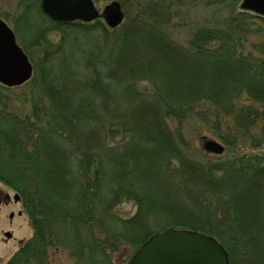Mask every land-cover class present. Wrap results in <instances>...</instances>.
Returning <instances> with one entry per match:
<instances>
[{
	"label": "trees",
	"instance_id": "obj_1",
	"mask_svg": "<svg viewBox=\"0 0 264 264\" xmlns=\"http://www.w3.org/2000/svg\"><path fill=\"white\" fill-rule=\"evenodd\" d=\"M119 1L113 29L48 17L29 38L40 61L23 45L32 79L0 83V181L32 228L3 264H44L62 248L74 264H116L169 226L215 236L230 264H264V16L243 0L204 1L227 12L202 23L197 0ZM183 27L186 43L170 33ZM25 101L28 112L15 105ZM188 121L227 151L195 148ZM125 201L132 216L116 213Z\"/></svg>",
	"mask_w": 264,
	"mask_h": 264
},
{
	"label": "water",
	"instance_id": "obj_2",
	"mask_svg": "<svg viewBox=\"0 0 264 264\" xmlns=\"http://www.w3.org/2000/svg\"><path fill=\"white\" fill-rule=\"evenodd\" d=\"M43 11L58 21L90 22L101 13L94 0H42ZM242 7L264 14V0H244ZM102 16L110 27L124 19L118 2L107 4ZM33 66L18 45L11 27L0 18V82L20 85L32 77ZM207 148L222 152L223 147L208 141ZM129 264H230L228 253L215 237L189 229L167 228L157 232L136 251Z\"/></svg>",
	"mask_w": 264,
	"mask_h": 264
},
{
	"label": "rangeland",
	"instance_id": "obj_3",
	"mask_svg": "<svg viewBox=\"0 0 264 264\" xmlns=\"http://www.w3.org/2000/svg\"><path fill=\"white\" fill-rule=\"evenodd\" d=\"M114 0H97L96 5L99 8V10H102L105 5L112 2ZM118 1V0H116ZM204 1L206 0H197V6L193 7L192 14L197 15L200 17V20H198L200 23H202L205 19H207V15L211 14L212 12H217V8L220 11H223L221 14H224L227 12V9L225 7L219 6L217 4L214 5H207ZM119 2V1H118ZM40 4V3H39ZM37 0H0V17L4 18L8 24L14 29L17 42L20 45H24L26 48H28L29 52H33L35 49L29 45V38L33 35L34 32L42 31L45 29L46 25L51 23V20L47 19L46 17L42 16L39 13L40 7H38ZM27 6H29L27 8ZM34 6H36L34 8ZM122 10L123 6L121 5ZM223 9V10H222ZM124 11V10H123ZM103 21V20H102ZM195 22L197 20L195 19ZM212 25V23L210 24ZM192 32L191 27H183L182 29H176L171 28L170 33L177 41L181 43H186L189 39L190 33ZM55 35H57V32L53 31L51 33V38H53ZM90 40H85L83 45L85 47L91 46ZM34 56L33 59L37 62L40 61L42 58V53L39 50H36L33 52ZM72 53L79 57V52L77 50H72ZM34 63V62H33ZM25 104L16 102L15 105L20 107L22 112H28L29 111V103ZM185 135L188 137L189 141H191L195 148L198 149V147L203 148L204 151L208 153L207 143L208 141H212V134L211 131L208 130L205 124L197 121H188L185 122ZM203 145H202V142ZM227 151V149H226ZM1 187H5L3 184H1ZM181 200V197L179 198ZM136 205L132 201H125L121 203L116 208V213L120 216L129 217L132 216L136 212ZM28 223H27V222ZM29 220L24 219V226L19 230L21 231L20 238L21 237H27L31 234V228L29 227ZM15 242L9 241L6 246H2L0 248V261H2L6 255H9L15 250ZM129 248V247H127ZM129 255V250L125 254L116 253L115 259L116 264H128L131 256ZM74 257L69 256V249L68 248H62L60 251H56L55 254H53L50 259H46L45 262H48V264H74ZM44 262V264H45ZM39 263V262H38Z\"/></svg>",
	"mask_w": 264,
	"mask_h": 264
},
{
	"label": "flooded vegetation",
	"instance_id": "obj_4",
	"mask_svg": "<svg viewBox=\"0 0 264 264\" xmlns=\"http://www.w3.org/2000/svg\"><path fill=\"white\" fill-rule=\"evenodd\" d=\"M0 182V248L8 242H15L16 250L24 244V237L20 238L24 226V219L28 220L24 200L21 193L9 187H1ZM27 222V221H26ZM28 223V222H27ZM9 255L0 261V264L8 261Z\"/></svg>",
	"mask_w": 264,
	"mask_h": 264
}]
</instances>
